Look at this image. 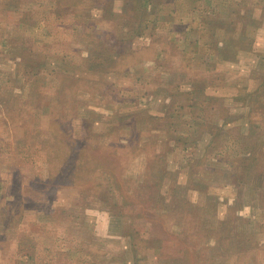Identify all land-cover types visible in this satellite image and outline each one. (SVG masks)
Returning <instances> with one entry per match:
<instances>
[{
    "label": "rangeland",
    "instance_id": "rangeland-1",
    "mask_svg": "<svg viewBox=\"0 0 264 264\" xmlns=\"http://www.w3.org/2000/svg\"><path fill=\"white\" fill-rule=\"evenodd\" d=\"M0 264H264V0H0Z\"/></svg>",
    "mask_w": 264,
    "mask_h": 264
}]
</instances>
